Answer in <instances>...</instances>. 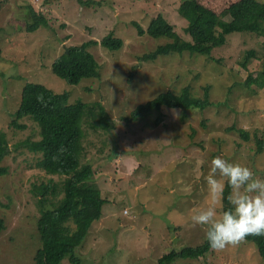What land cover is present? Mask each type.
<instances>
[{
  "label": "rangeland",
  "instance_id": "rangeland-1",
  "mask_svg": "<svg viewBox=\"0 0 264 264\" xmlns=\"http://www.w3.org/2000/svg\"><path fill=\"white\" fill-rule=\"evenodd\" d=\"M82 1L0 0V131L10 151L0 164L7 171L0 176V220L5 225L0 233V264H36L41 241L36 231L38 197L32 188L50 179L62 180L36 170L41 156L22 147L39 140L37 125L24 118L19 121L24 130L10 126L26 83L56 93L67 91L70 102L101 103L113 125L109 132L83 126L82 163L93 167L94 181L107 201L101 219L76 251L83 264H156L171 251L204 243L205 226L193 225L191 216L194 209L211 204L204 177L217 156L249 167L264 180V89L245 85L249 76L255 78L264 69V37L231 33L211 58L184 53L148 61L146 57L172 41L140 36L133 26L137 22L146 30L163 15L182 40L190 42L185 29L193 20L194 3L221 14L238 0ZM31 10L39 11L47 26L29 33ZM109 33L124 45L117 53L100 45L90 49L100 66L97 80L70 86L52 75L51 64L67 48L91 41L100 44ZM250 52L252 58H246ZM185 87L196 98H204L209 87L212 106L188 111L164 108L162 117L154 113L134 123L124 121L160 93H179ZM158 117L162 122L156 124ZM237 129L246 131V142ZM260 141L262 153H258ZM52 202L56 200L50 199L46 206ZM216 208L223 210V199ZM61 264H69L68 259ZM174 264H264V260L254 245L242 241L199 260Z\"/></svg>",
  "mask_w": 264,
  "mask_h": 264
},
{
  "label": "trees",
  "instance_id": "trees-1",
  "mask_svg": "<svg viewBox=\"0 0 264 264\" xmlns=\"http://www.w3.org/2000/svg\"><path fill=\"white\" fill-rule=\"evenodd\" d=\"M79 3L84 4V1L79 0ZM192 10L193 20L185 29L191 38L190 42L182 40L174 26L163 15L154 18L146 30L139 23H133L140 36L148 35L154 40L166 37L172 41L171 44L159 47L145 59L155 61L159 57L184 53L211 58L214 50L227 44L231 33L248 32L264 37V1L238 0L221 14L198 3L193 4ZM29 12L31 21L27 23V32L32 33L40 27L47 26L45 17L39 11ZM97 45L109 52L117 53L122 50L124 44L120 38L109 33L100 44L91 41L67 48L51 64L52 75L70 86H78L85 80H97L100 77L98 72L100 66L90 52V49ZM252 56L253 53L250 52L246 58ZM245 85L264 89V69L255 78L249 76ZM209 89V87L204 89V98L194 97L189 87H185L179 93L172 91L160 93L149 102L137 106L124 121L134 123L154 113H159L162 117L164 108L205 110L212 106ZM160 117L156 119V124L162 122ZM24 118H30L39 130L38 141H27L22 144V147L31 154L41 156V160L35 166L36 170L46 176L62 178L59 183L50 179L32 188L38 197L39 218L36 231L41 241V250L34 258L35 263L61 264L64 259H68L69 264H83L76 251L86 240L92 225L101 219L103 206L107 203L100 187L94 181L93 167L82 163L85 154L83 126L85 124L93 131L109 132L113 129L110 116L101 103H85L81 100L70 102L69 92L56 93L41 84L31 82L26 83L22 89L21 101L13 114L10 126L24 130L26 126L19 123ZM236 132L243 141L248 140L246 131L237 129ZM258 145V153H262L263 143L260 141ZM9 154L6 135L0 131V164ZM6 173V170L0 169V176H5ZM230 191L226 184L222 198L223 210L230 207L227 200ZM49 198L56 200L50 204L51 207L46 206ZM4 228V222L0 220V233ZM243 241L254 245L256 252L264 260V236L250 235ZM212 251L215 250L205 239L200 246L185 248L178 252L171 251L163 258H159L156 264H174L177 260H199Z\"/></svg>",
  "mask_w": 264,
  "mask_h": 264
},
{
  "label": "clouds",
  "instance_id": "clouds-1",
  "mask_svg": "<svg viewBox=\"0 0 264 264\" xmlns=\"http://www.w3.org/2000/svg\"><path fill=\"white\" fill-rule=\"evenodd\" d=\"M204 179L211 204L194 209L191 221L205 226V238L213 250L236 246L250 235L264 236V180L256 178L249 167L220 156L211 160ZM225 181L231 189L227 196L230 207L218 212L216 205L223 198Z\"/></svg>",
  "mask_w": 264,
  "mask_h": 264
}]
</instances>
